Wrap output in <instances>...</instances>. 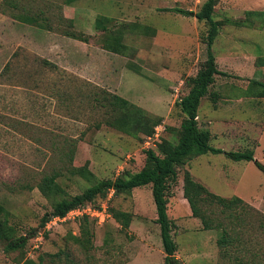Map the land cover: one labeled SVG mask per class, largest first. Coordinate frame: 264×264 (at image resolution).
I'll list each match as a JSON object with an SVG mask.
<instances>
[{"label": "rangeland", "instance_id": "374dc122", "mask_svg": "<svg viewBox=\"0 0 264 264\" xmlns=\"http://www.w3.org/2000/svg\"><path fill=\"white\" fill-rule=\"evenodd\" d=\"M205 1L0 0V203L8 211L11 238L29 237L22 249L11 252L4 251L6 241L0 240V264L25 260L38 264H163L150 186L130 194L108 193L105 201L110 194V208L128 213L130 225L122 229L112 217L103 223L90 222L91 248L85 253L71 238L79 235L77 222L53 221L40 227L42 217L52 210V201L36 185L44 176L57 174L55 182L62 193L56 200L71 198L95 181L139 172L146 150L156 149L152 140L127 136L104 123L108 114L92 100L98 89L160 120L158 133L176 142L173 130L183 118L176 102L188 92L185 78L194 76L205 60L202 38L208 26L162 9L196 12ZM39 11L44 12L40 22L45 24L43 19H48L54 30L17 20ZM253 11L264 12V0H219L215 7L212 18L222 25L212 50L217 69L224 75L215 77L201 100L197 122L199 128L211 130V147L224 152L252 150L254 160L264 165V98L255 97L258 88L252 84L264 83V68L259 67L264 64V15L250 17V27L225 23L226 19L244 20ZM60 16L71 19L69 30L88 42L63 36L60 30L65 26L58 29L56 25ZM100 17L110 20L107 28L119 38L121 52L103 49L111 41L105 40L108 33L95 29ZM228 49L232 55L226 54ZM6 64L10 67L3 73ZM83 166L94 179L87 181L71 172ZM185 171L210 192L226 199L241 198L264 215L263 172L253 162H234L224 154L201 155L177 168V182L167 204L178 264H237L235 258L243 264L250 261L244 250L230 248L222 254L217 245L220 232L204 230L191 216L182 191ZM210 209L214 217L221 218L220 207ZM251 214L240 232L247 249L259 254L255 263L264 264V226ZM38 232H43L42 239H36Z\"/></svg>", "mask_w": 264, "mask_h": 264}, {"label": "trees", "instance_id": "16d2710c", "mask_svg": "<svg viewBox=\"0 0 264 264\" xmlns=\"http://www.w3.org/2000/svg\"><path fill=\"white\" fill-rule=\"evenodd\" d=\"M218 3L219 0H206L196 12L177 8L162 9V11L165 12L194 17L198 22H205L208 26L206 34L202 38V42L206 46L205 60L194 76L185 78L184 84L187 86L188 92L176 102V107L179 108V112L183 115L179 128L173 130L176 133V142L173 144L171 141L164 139L163 134L160 135L158 142L154 145L156 149L146 150L145 163L139 172L133 174L124 172L113 180L105 179L95 181L81 194L71 198L56 200V197L62 193V190L55 182L58 176L57 174L53 176H44L37 183L36 187L44 198L52 201V210L42 217L40 222L41 228H44L45 224L51 218H62L68 211L77 206L86 204L97 206L103 203L110 191H113V195L118 196L121 194H130V192L136 188L150 186L156 212V223L159 226L160 239L165 255L163 264H178L175 259L177 245L174 243L171 236L172 222L167 214L170 189L172 185L177 182L178 178L177 168H181L194 158L210 153L214 155L224 154L225 157L234 162H253L264 174V165L254 160V153L252 150L247 149L242 152H224L221 149L213 148L209 145L211 139L210 131L199 128L198 126V108L201 100L207 95L208 89L214 84L215 77L217 75H224L217 69L215 56L212 50V46L219 33V27L222 25L221 22L215 21L212 18L214 9ZM69 4L70 1H68L66 5ZM43 14V11H39L34 16L20 15L17 17V20L40 29L49 31L54 30L52 25L48 22V19H43L45 24H42V21L40 22L41 15ZM263 15L264 12H247V17L244 20L226 19L225 23L235 27H250L252 25L250 17L255 16L263 18ZM109 21L110 20L105 17L97 18L95 21V29L105 35L108 33L105 40L111 41V43L107 42L103 49L119 53L123 46L119 38L115 37L114 32L107 28V23H109ZM56 25L58 29H60L62 25L65 26V29L60 30L63 36L79 40L83 43L88 42L86 37L77 35L69 30L73 27L71 19L60 16ZM42 63L43 65L49 66L45 61H42ZM260 66H264V64H260ZM9 67L10 65L6 64L3 73L8 72ZM252 84L256 89L258 88L255 97L264 98V83L254 81ZM92 100L96 107L98 106V108L103 109L104 112L108 114V118L104 123L108 127L127 136L136 139H141L142 136L147 138L154 133V128L160 125V120L154 119L141 108L131 104L118 95L98 89L93 93ZM213 102L215 105V98ZM70 154L68 158L69 161H72L73 153L70 151ZM71 172L87 181L94 179V175L87 170L86 166L74 168ZM182 191L183 198L189 205L191 216L200 221L203 229L218 230L220 232L217 245L220 250L223 251L222 254L226 255L230 248L239 252L244 250L251 256L250 261H246L245 264H256L255 259L259 254L256 250L252 252L247 249L240 228L246 224L247 215H252L251 213L257 216L258 220L260 219L258 225L263 227V214L238 197L226 199L210 192L202 184L196 182L188 171H185L183 174ZM109 202L108 207L111 217L121 225L122 229H127L130 225V215L125 212L112 210L109 206ZM214 206L220 207L218 213L221 218H217L218 216L214 217V212L210 209ZM243 212H245V216H243ZM7 216L8 211L4 205L0 203V240L6 241L4 251L11 252L22 249L29 237L22 236L19 238H11L12 234L10 232L12 228H8L6 224ZM2 218L4 220H2ZM261 221L263 223H260ZM90 222H94V220L87 217L81 218L77 221L79 235L71 236L73 243L85 253L91 248L90 230L88 227ZM34 232L35 230L33 233ZM33 233H30V235H33ZM235 261L237 264H243L241 260L236 258ZM22 264L38 263L32 260H25Z\"/></svg>", "mask_w": 264, "mask_h": 264}, {"label": "built area", "instance_id": "2783aa9c", "mask_svg": "<svg viewBox=\"0 0 264 264\" xmlns=\"http://www.w3.org/2000/svg\"><path fill=\"white\" fill-rule=\"evenodd\" d=\"M158 127H155L154 128L155 132L151 136L146 138L147 142H149L150 140H152L151 143L158 142L160 135H161L160 133H158V130H157ZM153 145H155V144H153ZM110 193L113 194V191H110ZM109 199H110V194H109V198L105 202H103L97 206H94L91 204L77 206L76 208L68 211L67 214L62 218H60V217L51 218L46 223V226L53 221H57V222L71 221V222L75 223L83 217H87L91 220H95L98 223H103L106 219L111 218V214L109 212V207H108V202H107ZM38 236H41L40 238L42 239L43 232L37 233V237H36L37 240L39 239Z\"/></svg>", "mask_w": 264, "mask_h": 264}, {"label": "crops", "instance_id": "0c3cea01", "mask_svg": "<svg viewBox=\"0 0 264 264\" xmlns=\"http://www.w3.org/2000/svg\"><path fill=\"white\" fill-rule=\"evenodd\" d=\"M226 54L227 55H232L233 54V52H231L229 49H228V51L226 52ZM260 67V69H262V68H264V66H259ZM236 69H237V66H236ZM253 71V70H252ZM259 81V80H258ZM209 124H210V122H209ZM211 131V130H210ZM212 134H213V132H212ZM212 136V135H211ZM241 199V198H240ZM242 200V199H241ZM244 201V200H243Z\"/></svg>", "mask_w": 264, "mask_h": 264}]
</instances>
